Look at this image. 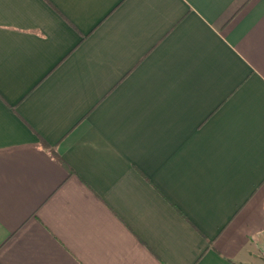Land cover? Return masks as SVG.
Here are the masks:
<instances>
[{
    "label": "crops",
    "instance_id": "1",
    "mask_svg": "<svg viewBox=\"0 0 264 264\" xmlns=\"http://www.w3.org/2000/svg\"><path fill=\"white\" fill-rule=\"evenodd\" d=\"M263 230L264 0H0V264H264Z\"/></svg>",
    "mask_w": 264,
    "mask_h": 264
},
{
    "label": "trees",
    "instance_id": "2",
    "mask_svg": "<svg viewBox=\"0 0 264 264\" xmlns=\"http://www.w3.org/2000/svg\"><path fill=\"white\" fill-rule=\"evenodd\" d=\"M54 157H55L56 159H58V160L60 159V158H59L58 156H56L55 154H54ZM59 161H60V160H59Z\"/></svg>",
    "mask_w": 264,
    "mask_h": 264
},
{
    "label": "built area",
    "instance_id": "3",
    "mask_svg": "<svg viewBox=\"0 0 264 264\" xmlns=\"http://www.w3.org/2000/svg\"><path fill=\"white\" fill-rule=\"evenodd\" d=\"M263 233H264V230H263Z\"/></svg>",
    "mask_w": 264,
    "mask_h": 264
}]
</instances>
